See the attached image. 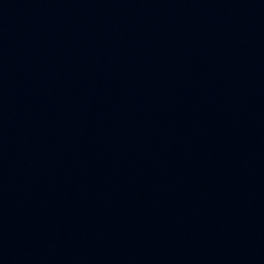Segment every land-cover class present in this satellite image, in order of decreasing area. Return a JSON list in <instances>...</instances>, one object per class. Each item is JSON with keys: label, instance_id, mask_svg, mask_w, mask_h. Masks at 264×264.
I'll return each instance as SVG.
<instances>
[{"label": "water", "instance_id": "1", "mask_svg": "<svg viewBox=\"0 0 264 264\" xmlns=\"http://www.w3.org/2000/svg\"><path fill=\"white\" fill-rule=\"evenodd\" d=\"M0 264H264V0H0Z\"/></svg>", "mask_w": 264, "mask_h": 264}]
</instances>
